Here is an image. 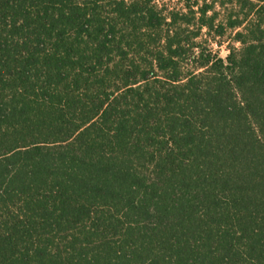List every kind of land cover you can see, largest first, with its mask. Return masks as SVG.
I'll return each mask as SVG.
<instances>
[{"label":"trees","instance_id":"trees-1","mask_svg":"<svg viewBox=\"0 0 264 264\" xmlns=\"http://www.w3.org/2000/svg\"><path fill=\"white\" fill-rule=\"evenodd\" d=\"M0 264H264V0H0Z\"/></svg>","mask_w":264,"mask_h":264},{"label":"rangeland","instance_id":"rangeland-1","mask_svg":"<svg viewBox=\"0 0 264 264\" xmlns=\"http://www.w3.org/2000/svg\"><path fill=\"white\" fill-rule=\"evenodd\" d=\"M174 1V0H173ZM227 41V40H226ZM227 45L228 43L225 42L224 45L221 48H217L215 46V49L219 50L221 56L225 57L228 54V50H227Z\"/></svg>","mask_w":264,"mask_h":264}]
</instances>
